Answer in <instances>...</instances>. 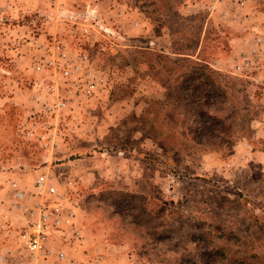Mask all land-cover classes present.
<instances>
[{
    "label": "rangeland",
    "instance_id": "rangeland-1",
    "mask_svg": "<svg viewBox=\"0 0 264 264\" xmlns=\"http://www.w3.org/2000/svg\"><path fill=\"white\" fill-rule=\"evenodd\" d=\"M200 1L0 0V264H264L263 35ZM41 173L75 215L35 253Z\"/></svg>",
    "mask_w": 264,
    "mask_h": 264
},
{
    "label": "crops",
    "instance_id": "crops-1",
    "mask_svg": "<svg viewBox=\"0 0 264 264\" xmlns=\"http://www.w3.org/2000/svg\"><path fill=\"white\" fill-rule=\"evenodd\" d=\"M190 6L192 14L202 8L210 11L206 27L210 26V22H216V17L218 27H226L225 24L230 26L234 31L231 36L232 56H240V53L250 51L255 44L256 35H259V38L260 34L263 35L264 44V0H202Z\"/></svg>",
    "mask_w": 264,
    "mask_h": 264
},
{
    "label": "built area",
    "instance_id": "built-area-1",
    "mask_svg": "<svg viewBox=\"0 0 264 264\" xmlns=\"http://www.w3.org/2000/svg\"><path fill=\"white\" fill-rule=\"evenodd\" d=\"M261 41V38H259ZM68 72V71H66ZM93 86L92 84H90ZM72 91V90H71ZM17 183H15V186ZM35 192L37 194H48L56 196L58 194V188L52 177L46 173H41L35 181ZM24 191H17L16 197L21 198L24 196ZM54 197H49L48 200H52L49 204L43 202L37 203V208L35 211L40 212L30 226H28L24 232V237L26 238L27 248L35 253H45L48 249L45 247L46 240L49 236V232L53 228H61L64 224L72 222L74 218L75 211L69 208L65 209L63 205L64 201L57 202ZM33 211V216L35 215ZM51 251V250H50ZM60 258L64 257V253H61Z\"/></svg>",
    "mask_w": 264,
    "mask_h": 264
},
{
    "label": "trees",
    "instance_id": "trees-1",
    "mask_svg": "<svg viewBox=\"0 0 264 264\" xmlns=\"http://www.w3.org/2000/svg\"><path fill=\"white\" fill-rule=\"evenodd\" d=\"M205 68H208V67L205 66ZM198 74H199L200 77L204 76V73H202V72H199ZM196 78H197V76H196ZM200 86H203V84H199L198 86H194L195 88L193 86H192V88H190V86H188V85L186 86L183 81H178V86L177 87L179 89L178 91L180 92V94H184L183 97H186L187 95H189L190 90H193L195 92V95H191L194 98L198 97V96L200 98L204 97V96H207V93H206V91H204V89L199 90ZM200 98H198V99H200ZM200 103L201 104L198 105L199 107L196 110L199 111V113L200 112H207L206 111L207 107L205 106V105H207L206 104L207 100L206 101H202L201 100ZM196 124L197 125L195 127V130H196V132L197 131L199 132L198 135L207 134L209 131L215 130V128H216V127H213L212 129H209L208 126L205 124V122H202L201 120H197Z\"/></svg>",
    "mask_w": 264,
    "mask_h": 264
}]
</instances>
